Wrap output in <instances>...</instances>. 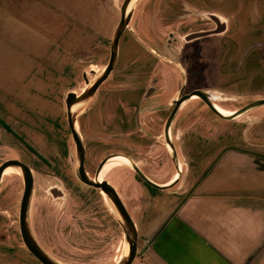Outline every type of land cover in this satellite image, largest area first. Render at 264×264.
<instances>
[{"label": "rangeland", "instance_id": "374dc122", "mask_svg": "<svg viewBox=\"0 0 264 264\" xmlns=\"http://www.w3.org/2000/svg\"><path fill=\"white\" fill-rule=\"evenodd\" d=\"M122 2L0 0V119L41 152L54 151L52 137L66 134V95L85 88L83 73L93 82L108 64ZM73 12H77L79 24H65L66 16ZM131 13L109 79L84 105L87 112L97 105L102 116L93 123L88 121L97 115V109L95 113L90 110L86 120L79 113L75 116L83 137L109 142L111 135L120 133L109 125L114 96L126 91L141 96L147 86L155 87L158 96L150 104L144 100L137 104L141 132L134 125L131 130L132 153L140 170L150 171V177L161 182L171 179L175 175L170 165L171 146L179 164L178 185L159 193L152 208L156 217L189 186L218 182L225 186H264V105L224 120L199 98H190L180 105L170 124V144L163 139V122L154 125L151 121L157 118V98L163 99L166 117L173 100L194 90L213 93L211 102L231 113L264 99V0H138ZM207 14L218 16L226 30L186 42V35L214 28ZM138 134L158 136V143L146 147L145 139L135 137ZM68 144L71 154L70 141ZM21 155L23 146L17 138L0 130V165ZM157 155L162 165L152 163L147 167ZM71 170L69 167V175ZM133 174L120 166L103 179L116 189L136 222L138 258L146 247L138 222L142 212L139 198L153 199ZM15 175L2 177L0 264H35L23 251L17 233ZM54 184H59L55 178L41 180V186ZM52 207L60 223L62 202ZM40 244L60 264H118L125 248L128 250L118 216L113 241L108 231L89 242L57 232L50 241L43 239Z\"/></svg>", "mask_w": 264, "mask_h": 264}, {"label": "flooded vegetation", "instance_id": "af4514ba", "mask_svg": "<svg viewBox=\"0 0 264 264\" xmlns=\"http://www.w3.org/2000/svg\"><path fill=\"white\" fill-rule=\"evenodd\" d=\"M216 29L217 26L216 24H214V28L212 30ZM106 66L104 67V69L106 68ZM111 73L112 71L98 86L89 100L93 99L97 95L101 85L109 79ZM101 74H99V76H96L97 78L95 79L97 80L98 78H100ZM82 78L83 82L85 83V88H83L80 93H75L74 91L69 92L73 93L76 98H80L85 93V91L90 88V86L96 81L94 80L93 82H91L92 80H88L85 73H83ZM153 83L155 84L157 82L153 81ZM156 96H158V94L156 93V88L150 86H147L144 89L141 96L139 93L127 91L125 93L114 96L115 106L112 107V117H110L109 119V125L111 126L112 131H115V129L118 128L120 133L117 135H111V139L107 143H103L102 140L97 141L95 139L88 140V138H84L81 133V127H77L78 120L75 119L76 134L78 136L80 147H82L83 150L82 164H80V160L78 158L76 141L74 140L68 126L66 104L64 107L66 134L62 136L56 135L52 137L50 141L55 146L54 151L41 152L35 145L31 144L28 141L26 136L19 133L17 130L12 129L5 121L0 119V130L9 136L16 137L18 142H20V145L23 146V155H21L20 157L9 159L2 164L8 161H14V166L9 168H12L16 171L15 176L17 177V233L23 251L29 258H31L35 262V264L42 263L38 261L35 256L28 250L23 241L21 233V205L26 190V222L29 233L39 249L51 260H53L40 244V240L45 239L50 241L57 232L72 240L84 239L86 242H89L91 240H95L96 237H100L101 234H105L108 231L110 241L114 240L116 221L118 216L116 208L114 207L110 198L105 193H103L100 188L92 185L104 180L103 175L108 173L110 170L120 166L127 167L128 169L132 170L134 172L133 176L136 182H138L141 186H144L143 188L145 192L153 200H158L160 198L159 193L163 191L152 187L153 185L171 187L178 185V179L173 183L168 184L175 179L177 168L179 165L176 161L175 152H173V156L170 158V165L174 169L175 175L167 182H161V180H156L150 177L152 175L150 171L147 172L145 170H140V168L138 167V163L134 160V155L132 153L133 132L131 129L134 125L137 131L141 132V127L143 124L141 122V112L140 110H137L138 101L144 100L146 103H151V100ZM177 100H173L171 104V110L166 117H164L165 114L163 99L157 98L155 102L156 110L154 112H156L157 118L155 120L151 119V121L154 125H159V121L163 122V139L165 142H167L165 137V125L172 110L175 107L174 102ZM213 100L214 97L211 98L212 102ZM82 104V109L79 112L78 116L80 118H83V120H86V114H89L90 110L95 113L97 105L94 104L93 108L89 109L87 112L84 111V105L86 103L83 102ZM77 105H74L73 107ZM214 105L218 110L227 111L216 104ZM132 108L134 109V112L132 111ZM96 113L97 115H92L91 121H88L89 123L95 122L102 116L100 109H97ZM53 126H56V124H53ZM38 136L47 138V136L43 134H40ZM135 137L145 139L144 143L146 147L154 146L155 142L158 143L159 138L155 135L146 134H138ZM69 141L73 150L71 154L69 152ZM117 142L121 143L119 145H116ZM156 147H159V145H156ZM154 159H156V161H150L146 166H151L152 163H155L156 167H160V165H162V163H160L159 161L160 155L152 158V160ZM105 160H108L106 164H102ZM108 165L111 166L107 169ZM132 166H135V168L146 178L147 181L143 180L132 168ZM69 167H72L71 175L68 174ZM9 168L6 167L0 174V191L2 177L6 175V172ZM80 168L83 169V173L85 175L84 178L89 183L80 180L78 176V171ZM156 171L158 172V170ZM48 177L55 178L56 180H58L59 184H54L52 186H41V180ZM171 187L167 188L166 190L168 191L169 189H171ZM145 198V196H141L139 198L142 204L147 201ZM57 202H62L61 215L63 216V218L60 223H58V215L55 214V210L52 207V204H56ZM124 207L129 213L126 204H124ZM97 239L98 240L96 241L99 242V238ZM56 263L60 264L58 262Z\"/></svg>", "mask_w": 264, "mask_h": 264}, {"label": "crops", "instance_id": "0c3cea01", "mask_svg": "<svg viewBox=\"0 0 264 264\" xmlns=\"http://www.w3.org/2000/svg\"><path fill=\"white\" fill-rule=\"evenodd\" d=\"M68 23L79 24L77 12ZM179 195L159 218L156 200L142 204L146 247L132 264H264V186L218 182Z\"/></svg>", "mask_w": 264, "mask_h": 264}, {"label": "water", "instance_id": "95a60500", "mask_svg": "<svg viewBox=\"0 0 264 264\" xmlns=\"http://www.w3.org/2000/svg\"><path fill=\"white\" fill-rule=\"evenodd\" d=\"M133 0H123L119 11H120V19L119 22L114 30V33L112 35V39L110 42V55H109V60H108V64L106 66V68L103 70L100 78H98L91 86L90 88H88L85 93L80 97V98H76L75 95L73 93H68L66 95V99H65V104H66V108H67V114H68V126L69 129L72 133V136L74 138V140L76 141L77 144V152H78V158L80 160V164H82V159H83V150L82 147H80V143L78 140V136L76 134V130H75V117L71 115V110L72 107L76 104L79 103H83V102H87L93 95V93L95 92V90L98 88V86L102 83V81L107 77V75L114 69L116 61H117V55H118V45H119V40L122 36V34L124 33V31L126 30V28L128 27V24L130 22L131 19V9L133 7V5L138 1L135 0V2L131 5ZM131 5V6H130ZM206 17L211 20L212 22H214V24H216L217 29L216 30H212V31H200V32H196V33H192V34H188L184 37V40L186 42H190L192 40H196L202 37H206L212 34H220L223 33L226 30V25L224 22H222L220 20V18L216 15L213 14H207ZM197 97L200 100H202L207 107L218 117H220L221 119L224 120H232L234 118H236L237 116L247 112L248 110H251L253 108L259 107V106H263L264 105V99L262 100H256L254 102H251L250 104L244 106L243 108H241L240 110L233 112V114H231L230 116H224L222 114H220L214 104L211 102L210 100V96L208 92H203L200 90H194L192 92H190L189 94H186L184 96H181L177 101L174 102L175 107L172 110L168 121L165 125V137H166V141L168 144L169 143V136H168V129L170 127L171 121L176 113V111L179 109L180 105L190 99L191 97ZM172 151L174 152L173 147L171 146ZM108 160L103 161L102 164H106ZM14 161H8L4 164H2L0 166V174L1 172L6 168V167H13L14 166ZM132 168L138 173V175L145 181L146 178L135 168V166H132ZM177 175H179V170L177 169ZM78 176L80 178L81 181L87 182V180L84 178V173H83V169L80 168L78 171ZM95 187L100 188V190L105 193L111 200V202L113 203L114 207L116 208L120 223L122 225L124 234H125V240L128 243V251H127V255L118 263V264H132L133 261L135 260L136 256H137V238H138V234L136 231V226L131 218V216L129 215V213L127 212L126 208L124 207V204L122 203L118 193L116 192V190L105 180L99 181V183L97 184H92ZM152 187L160 189V190H166L167 188L171 187V186H156L153 185ZM26 194H27V190L26 193L24 195L23 198V202L21 205V233H22V238L23 241L26 245V247L28 248V250L35 256V258L40 261L42 264H57L56 262H54L53 260H51L48 256H46L40 249L39 247L36 245V243L33 241L28 227H27V199H26Z\"/></svg>", "mask_w": 264, "mask_h": 264}, {"label": "bare ground", "instance_id": "6f19581e", "mask_svg": "<svg viewBox=\"0 0 264 264\" xmlns=\"http://www.w3.org/2000/svg\"><path fill=\"white\" fill-rule=\"evenodd\" d=\"M135 2V0H133L132 1V3H131V5L133 4ZM130 5V6H131ZM209 96H210V100H211V98H212V96H213V93H209ZM192 99H194V98H196L195 96H193V97H191ZM77 105V104H76ZM82 103H79L77 106H75V107H72V110H71V115L72 116H76L80 111H81V109H82ZM215 106V105H214ZM216 108V107H215ZM216 110L220 113V114H222V115H224V116H230L231 114H233V112L231 113V112H229V111H221V110H218L217 108H216ZM112 165V164H111ZM111 165H108V167H107V169L111 166ZM9 168V167H8ZM16 171L14 170V169H12V168H9L8 169V171L6 172V175H8L9 173H15ZM178 179V175L176 174V177H175V179L172 181V182H170V183H168V184H171V183H173L175 180H177ZM127 248H125V253H124V257L127 255Z\"/></svg>", "mask_w": 264, "mask_h": 264}]
</instances>
